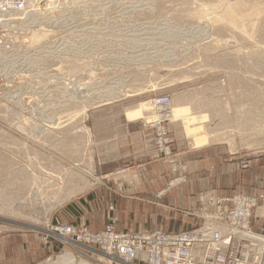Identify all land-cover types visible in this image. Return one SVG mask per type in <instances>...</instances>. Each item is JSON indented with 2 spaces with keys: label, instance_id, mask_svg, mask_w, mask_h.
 Here are the masks:
<instances>
[{
  "label": "rangeland",
  "instance_id": "374dc122",
  "mask_svg": "<svg viewBox=\"0 0 264 264\" xmlns=\"http://www.w3.org/2000/svg\"><path fill=\"white\" fill-rule=\"evenodd\" d=\"M227 3H234L243 13L250 5L264 7V0H29L27 11L12 18L8 26L0 24V235L19 230L40 233L55 221L85 224L90 230L102 228L105 211L115 205L116 196L108 194L107 182L95 174L89 113L105 102L87 108L84 119L81 100L89 93H99L98 89L120 86L125 80L130 86L142 83L146 89L107 102L132 103L153 93L167 92L172 98L174 93L195 91L203 97V101L194 98L196 111L212 113L208 126L215 131L222 128L218 132L231 135L235 144L215 142L235 156H254L264 151V13L259 19H245L247 31L240 32L233 23L218 19ZM137 22L146 25L123 26ZM164 26L174 27L169 31L178 37L163 38ZM39 27L46 30L45 35L30 40V31ZM127 28L128 34H124ZM127 35L130 37L125 38ZM77 112L80 115H74ZM179 124L184 139L176 140L170 133L173 150L186 166V180L172 183L178 172L165 161L171 171L168 186L175 184L169 189L187 182L188 165L179 157L180 148L194 145ZM84 126L88 134L81 132ZM72 140L76 142L72 144ZM52 167L59 171L61 167H73L98 179L83 176L92 184L53 207L47 217V198L42 202L28 200L26 194L34 176L45 177L43 173ZM234 192L243 193L234 190L231 194ZM35 202L38 205L32 207ZM126 205L137 207L135 203ZM175 205L167 218L132 217L125 221L174 231L210 221L211 210L200 208V204L197 216ZM262 207L264 203L257 213L264 212ZM261 224L260 219L252 220L256 231ZM52 244L54 251L32 264H67L58 259L64 252L70 253L66 250L76 255V261L96 264L62 248L55 240Z\"/></svg>",
  "mask_w": 264,
  "mask_h": 264
},
{
  "label": "crops",
  "instance_id": "0c3cea01",
  "mask_svg": "<svg viewBox=\"0 0 264 264\" xmlns=\"http://www.w3.org/2000/svg\"><path fill=\"white\" fill-rule=\"evenodd\" d=\"M143 25H146L145 22L123 26ZM127 32L128 28L124 34H128ZM120 86L128 93L119 98L146 89L142 83L130 86L126 81ZM153 94L132 103H125L123 100L105 102L93 107L89 113L91 146L96 160L95 174L107 182L108 194L116 196L115 205H110L105 211L104 224L113 214L117 218L118 232L151 230L154 227L149 223L125 221V218H167L171 216V211H174L171 209L176 207L175 204L180 208L186 207L190 215L197 216L196 212L200 208L220 209L221 206L216 205L215 200L229 196L234 190L264 199V151L254 156H235L225 146L215 142L216 138L226 139L229 144L233 137L227 133L216 131L218 134H215V138L210 136L207 139L209 135L206 136L200 129L204 123V110L196 111L195 102L192 101L196 99H174L172 103V107H176V116H171L168 122L169 131L174 139H184L178 127L181 123L187 137L191 140L194 138V145L184 144L180 148L179 157L188 165L187 182L169 189L171 171L165 160L155 151L149 130L142 126V120L149 116L148 101ZM174 95L176 93L172 94V97ZM186 114L189 115V120H186ZM191 114L193 117H190ZM210 122L208 118L207 125ZM195 128L196 131L193 130ZM200 134H204L202 136H206L205 139ZM197 135L200 137L196 140ZM175 145H179L178 142ZM126 203H135L137 207L129 208ZM198 203L200 208L197 207ZM53 251L52 241L44 245L40 233L32 234L19 230L0 235V264H32Z\"/></svg>",
  "mask_w": 264,
  "mask_h": 264
},
{
  "label": "built area",
  "instance_id": "2783aa9c",
  "mask_svg": "<svg viewBox=\"0 0 264 264\" xmlns=\"http://www.w3.org/2000/svg\"><path fill=\"white\" fill-rule=\"evenodd\" d=\"M28 5L29 0H0V13L27 11ZM148 104L150 113L142 120V126L149 130L157 154L172 171L178 172L171 181L180 184L186 180V166L173 150V137L167 126L171 119V94L155 93ZM262 203L259 196L234 192L215 200L221 208L211 210L210 221L191 229L118 232L117 218L111 215L97 231L85 224L48 223L41 230L40 239L44 245L55 240L62 248L96 264H264V212L257 213ZM254 218L262 221L259 231L252 228Z\"/></svg>",
  "mask_w": 264,
  "mask_h": 264
},
{
  "label": "bare ground",
  "instance_id": "6f19581e",
  "mask_svg": "<svg viewBox=\"0 0 264 264\" xmlns=\"http://www.w3.org/2000/svg\"><path fill=\"white\" fill-rule=\"evenodd\" d=\"M258 3V2H257ZM256 3V4H257ZM262 4H263V2H262ZM260 5V4H259ZM24 11H22V12H17V11H11V12H9V13H7V15L6 14H2V13H0V24L2 25V26H8L9 25V22H10V20L12 19V18H16V16L18 15V14H22ZM222 12V11H221ZM220 12V13H221ZM262 13H264V7H260V6H257V5H250V7L248 8V10H247V12L246 13H243L242 12V10L240 9V10H238L236 7H235V5H234V3H227V5L224 7V10H223V14L222 15H219L218 16V19L219 20H221V22H228V23H233L234 25H236L237 26V28L240 30V32H242V31H244L245 30V27H244V23H243V21L245 20V19H250V21L251 20H254L255 18L257 19L258 17H260L261 16V14ZM7 16V17H6ZM216 17H217V15H216ZM215 19V18H214ZM217 19V18H216ZM215 19V20H216ZM259 19V18H258ZM263 20V19H262ZM217 21V20H216ZM256 22V21H255ZM253 22H250V24H252ZM260 23H261V21H260ZM165 24V23H164ZM255 24V23H254ZM166 25H167V23H166ZM256 25V24H255ZM39 26V25H38ZM250 26V25H249ZM235 27V26H234ZM248 26H246V28H247ZM252 27V26H251ZM257 27V26H256ZM262 27V26H261ZM114 28V27H113ZM119 28V27H118ZM123 28V27H122ZM254 28H255V26H254ZM45 29V28H44ZM161 29H163L164 31H165V33H162L163 35H164V37L163 38H165V36H167V37H178V36H176L175 34H173V33H170V31H172L173 29H175L174 27H171V26H164L163 28H161ZM250 29V28H249ZM252 29H253V27H252ZM251 29V30H252ZM130 30V29H129ZM170 30V31H169ZM119 31V30H118ZM164 31H162V32H164ZM167 31V32H166ZM247 31V29L245 30V32ZM253 31V30H252ZM31 33V38H30V40H32V41H34V40H38V39H40V38H42L44 35H45V33H46V30H45V32H44V30L42 29V28H35V29H32L31 31H30ZM118 33V32H117ZM186 34V33H185ZM243 34V33H242ZM107 35H108V33H107ZM112 35H114L113 33H112ZM122 35V34H121ZM120 35V36H121ZM131 35V34H130ZM190 35V34H189ZM246 35V34H245ZM115 36V35H114ZM132 36H133V34H132ZM134 36H136V35H134ZM180 36V35H179ZM247 36V35H246ZM30 37V36H29ZM124 37V36H123ZM126 37H130L129 35H127ZM125 37V38H126ZM162 37V36H161ZM194 37V36H193ZM140 38V37H139ZM155 38V37H154ZM117 39V38H116ZM29 40V41H30ZM107 40V39H106ZM105 40V41H106ZM121 40H122V42L124 41L122 38H121ZM127 40V39H126ZM129 40V39H128ZM127 40V41H128ZM174 40V39H173ZM104 41V40H103ZM108 41V40H107ZM109 41H112V40H109ZM127 41H126V43L125 44H128L127 43ZM131 41V40H130ZM134 41V40H133ZM138 41V40H137ZM114 42V41H113ZM112 42V43H113ZM116 42V41H115ZM194 42V41H193ZM115 44V43H114ZM148 44V43H147ZM84 45V44H83ZM129 45V44H128ZM149 45V44H148ZM2 47H3V45H2ZM96 47V46H95ZM113 47V46H112ZM129 47H131V46H129ZM135 47V46H134ZM83 49H84V47H83ZM82 50V49H81ZM4 51V50H3ZM82 52V51H81ZM6 53V52H5ZM19 55V54H18ZM25 55V54H24ZM4 56V55H3ZM8 56V55H7ZM131 56V55H130ZM140 56V55H139ZM13 57V56H12ZM125 57V56H124ZM133 57V56H132ZM9 58V57H8ZM144 59V56L143 57H141V59ZM131 59V58H130ZM138 59H140V58H138ZM255 60V59H254ZM6 61V60H5ZM146 61V60H145ZM0 63H1V61H0ZM7 63V62H6ZM123 63V62H122ZM130 63V62H129ZM4 65V64H3ZM13 65V64H12ZM1 67V66H0ZM3 68V67H2ZM5 68L6 67H4L3 69L5 70ZM0 70H1V68H0ZM23 71V70H22ZM0 73H1V71H0ZM5 73H6V71H5ZM2 74H3V71H2ZM9 74V73H8ZM12 75V74H11ZM7 77V76H6ZM8 78H9V76H8ZM181 78V77H180ZM183 79H184V76H183ZM125 81H127V80H125ZM173 81V80H172ZM68 82H70V81H68ZM123 83H124V81H122ZM169 82V81H168ZM122 83V84H123ZM65 84V83H64ZM68 84V83H67ZM63 85V84H62ZM69 85V84H68ZM65 86H67V85H65ZM64 86V87H65ZM63 87V88H64ZM91 87V86H90ZM65 88H68V87H65ZM70 89V88H69ZM73 89V88H72ZM72 89H70V90H72ZM89 89V88H88ZM96 89H97V87H96ZM67 90V89H66ZM90 91V90H89ZM88 91V92H89ZM92 91V90H91ZM131 91V90H130ZM67 92V91H66ZM70 92H72V91H70ZM98 92L99 93H97V94H88V96H87V98H83L82 100H81V102H82V104H81V108L80 109H82L81 111H82V118H87L86 117V112H85V110L87 109V108H89V107H91V106H94V105H96V104H99V103H102V102H107V101H111V100H113V99H117V98H119V97H121V96H123V95H126L125 93L127 92H125L124 90H123V88L121 87V86H114V87H110V88H108V89H105V90H102V91H99V89H98ZM74 93H76V92H73V95H74ZM82 93V95L84 94L83 92H81ZM128 93V92H127ZM196 92L195 91H193L192 93H190V91H184V92H179V93H176V95H174L173 97H172V103H174V99L177 101H181V100H187V101H189V100H192V99H194V98H197V97H199L200 98V96H197V94H195ZM78 94V93H77ZM132 94V93H131ZM67 95V94H66ZM73 95L71 96V97H73ZM76 95V94H75ZM74 95V96H75ZM79 95V94H78ZM77 97H79V96H77ZM202 97V96H201ZM203 98V97H202ZM201 98V99H202ZM69 99H71L70 98V96H69ZM73 99V98H72ZM200 99V100H201ZM74 101L76 100L75 98L73 99ZM203 100V99H202ZM192 101H195V100H192ZM199 101V100H198ZM72 102V101H71ZM78 102V101H77ZM80 102V101H79ZM80 104V103H79ZM201 104H199V106H200ZM203 105H206V103L204 102L203 103ZM209 105V104H208ZM78 106V105H77ZM173 106V105H172ZM175 106V105H174ZM181 106H182V104H181ZM185 106V105H184ZM183 107V106H182ZM228 107V106H227ZM79 108V107H78ZM77 108V109H78ZM176 107H172V110H171V115L170 116H172V117H175L176 116V111L174 110ZM188 107L186 106V109H187ZM76 109V110H77ZM73 111V110H72ZM71 111V112H72ZM75 111V110H74ZM186 111V110H185ZM188 111V110H187ZM180 112H181V110H180ZM78 113V112H77ZM182 114V113H181ZM181 114H178V115H181ZM211 114L212 113H207V111H204L203 112V115H202V117H203V125H202V128H200L203 132L202 133H204V134H207L206 136H208L207 137V139L210 137V136H213L214 138H215V134L218 132V131H220L221 129H219L217 132L213 129L212 130V127H211V125H210V127L207 125V119L209 118L211 121H212V117L213 116H211ZM73 115V114H72ZM74 115H80V112L78 113V114H74ZM73 115V116H74ZM215 115V114H214ZM186 116L189 118V116H188V114H186ZM200 116V115H199ZM77 117H79V116H77ZM197 117V116H196ZM71 117H69V119H70ZM73 118V117H72ZM74 118H76V116L74 117ZM225 115H224V120H225ZM187 119V118H186ZM213 119H215V118H213ZM189 120V119H188ZM240 120V119H239ZM57 122V121H56ZM211 123V122H210ZM219 123V122H218ZM215 124V126H217V125H219V124ZM19 126V125H18ZM38 126V125H37ZM64 126V125H63ZM214 126V127H215ZM237 126V125H236ZM235 126V127H236ZM29 127V126H28ZM30 127H32V126H30ZM222 127V126H221ZM224 127V126H223ZM262 127V126H261ZM41 128V127H40ZM217 128V127H216ZM219 128V127H218ZM35 130H36V126H35V128H34ZM230 129H232V128H230ZM230 129H228V130H230ZM237 129H238V127H237ZM262 129V128H261ZM81 132L82 133H85V134H88V129H87V127H81ZM193 130H195L196 131V128L195 129H193ZM223 130V129H222ZM221 130V131H222ZM226 130H227V128H226ZM43 131V130H42ZM41 131V132H42ZM194 131V132H195ZM261 131V130H260ZM199 132H200V130H199ZM24 133V132H23ZM26 133V132H25ZM191 133H193L192 131H191ZM219 133V132H218ZM217 133V134H218ZM258 133V132H257ZM196 134H198V131H197V133ZM195 134V135H196ZM204 134H200V136H202V135H204ZM222 134H225V133H222ZM194 135V134H193ZM189 136H192V135H189ZM199 136V137H200ZM206 136H204V137H206ZM218 136V135H217ZM231 136V135H230ZM194 137V136H193ZM198 137V135L197 136H195V139ZM198 137V138H199ZM203 136H202V138H204ZM221 138H222V135L220 136ZM220 137H218V138H220ZM223 137H225V135L223 136ZM194 138H192V140H193ZM205 139V138H204ZM227 139H228V137H227ZM69 140V139H68ZM87 140V139H86ZM197 140V139H196ZM216 140L218 141V139L216 138ZM224 140H226V139H224ZM229 141V140H228ZM74 142H76L75 140H72V144H74ZM194 142H195V140H194ZM197 142V141H196ZM199 142V141H198ZM200 142H201V140H200ZM225 142H227V140L225 141ZM204 143V142H203ZM214 143V142H213ZM89 144V143H88ZM231 146L233 145L234 146V144H233V141H231ZM82 145V144H81ZM199 145V144H198ZM229 145V144H228ZM246 146V145H245ZM65 149V148H64ZM234 149V148H233ZM90 153V152H89ZM27 159V158H26ZM31 161V160H30ZM92 161V160H91ZM91 161H88V162H91ZM90 164V163H89ZM92 164V163H91ZM41 166V165H40ZM55 168V169H54ZM52 167V169H50L51 171H49V172H46V173H43L44 174V176L45 177H42V176H34V179H33V184L30 186V190L27 192V194H26V199L28 198V200H35V201H40V202H42V201H45V199L47 198V200L46 201H48V205L46 206H44V207H46L45 208V213L47 214V217L49 216V214H50V212H51V210L53 209V207H55L56 205H58V204H60L61 202H63L64 200H66V199H68V198H70L71 196H73V195H75V194H77V193H79V192H81L82 190H84L86 187H88V186H90L92 183L91 182H89V180H87L86 178H84L83 176H89V177H91L92 178V180H97L96 178H94L92 175H90V173L89 172H85V171H83V170H79V172H77V170H75L73 167H71V169L70 168H68V167H61V169H60V171H59V169L58 168H56V167ZM90 168V167H89ZM46 170V169H45ZM49 170V169H48ZM47 171V170H46ZM42 175V174H41ZM178 180V179H177ZM19 182V181H18ZM26 182V181H25ZM177 182V181H176ZM172 183H174V182H172ZM11 185V184H10ZM27 185V184H26ZM28 186V185H27ZM2 192H4V191H2ZM9 195V194H8ZM4 196V195H3ZM23 196V195H22ZM45 196H49V197H45ZM8 197V196H7ZM12 197V196H11ZM207 198V197H206ZM26 199H24V200H26ZM24 202V201H23ZM29 202V201H28ZM5 203V202H4ZM36 203V204H35ZM34 203V205H32V207H34V206H36V205H38V203L37 202H35ZM264 207H262V209H263ZM12 214V213H11ZM38 220V219H37ZM44 224H46V223H44ZM42 229V228H41ZM241 235H243L242 233H241ZM67 252H70V253H63L62 255H60L59 257H58V259H59V261L60 262H62V263H67V264H88V263H86V262H83V261H81V260H79V261H76V255L74 254V253H72L71 251H69V250H66Z\"/></svg>",
  "mask_w": 264,
  "mask_h": 264
}]
</instances>
